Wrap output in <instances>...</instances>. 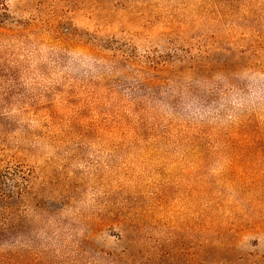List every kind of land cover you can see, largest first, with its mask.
<instances>
[{"label": "rangeland", "instance_id": "1", "mask_svg": "<svg viewBox=\"0 0 264 264\" xmlns=\"http://www.w3.org/2000/svg\"><path fill=\"white\" fill-rule=\"evenodd\" d=\"M0 264H264V0H0Z\"/></svg>", "mask_w": 264, "mask_h": 264}, {"label": "trees", "instance_id": "2", "mask_svg": "<svg viewBox=\"0 0 264 264\" xmlns=\"http://www.w3.org/2000/svg\"><path fill=\"white\" fill-rule=\"evenodd\" d=\"M0 237H3V239L5 240V238H6V236L5 235H3V236H0Z\"/></svg>", "mask_w": 264, "mask_h": 264}]
</instances>
